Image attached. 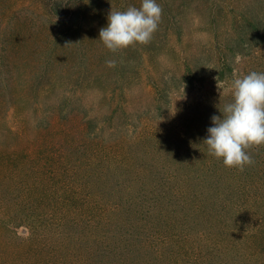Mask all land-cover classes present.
I'll use <instances>...</instances> for the list:
<instances>
[{"label": "rangeland", "instance_id": "1", "mask_svg": "<svg viewBox=\"0 0 264 264\" xmlns=\"http://www.w3.org/2000/svg\"><path fill=\"white\" fill-rule=\"evenodd\" d=\"M157 3L163 14L151 42L112 53L100 29L111 9L141 0H0V209L10 212L0 210V220L11 224L4 223L0 242L16 249L53 242L50 222L69 210L57 204L67 195L62 180H76L75 165L106 167L123 154L139 164L162 162L168 133L179 134L184 124L199 138L232 101L233 80L264 72V0ZM217 48L232 67L217 65ZM44 164L52 183L39 196L34 183ZM64 164L73 169L54 176ZM87 182L98 191L94 177ZM115 191L123 193L116 186L108 196ZM41 220L48 225L37 235Z\"/></svg>", "mask_w": 264, "mask_h": 264}, {"label": "trees", "instance_id": "2", "mask_svg": "<svg viewBox=\"0 0 264 264\" xmlns=\"http://www.w3.org/2000/svg\"><path fill=\"white\" fill-rule=\"evenodd\" d=\"M217 65L222 71L232 67L218 48ZM184 66L188 78L187 61ZM209 127L199 138L184 124L179 134L168 133L162 162L139 164L135 155L129 159L123 154V160L106 167L98 162L75 165L80 168L74 170L76 180H62L68 190L57 205L69 210L54 225L50 222L53 242L34 241L17 249L10 248L14 242H0V264H264V146L249 150L254 163L243 171L228 168L208 154L203 141ZM69 154L73 157V151L66 159ZM47 168L44 164L37 172L39 196L52 183ZM70 169L64 164L53 173L62 178ZM123 171L131 177L115 179ZM4 177L0 170V179ZM87 177L98 182L97 192L87 190ZM116 186L123 193L108 196V188ZM4 223L0 220L1 233L7 230ZM47 225L42 220L34 224V233Z\"/></svg>", "mask_w": 264, "mask_h": 264}, {"label": "clouds", "instance_id": "3", "mask_svg": "<svg viewBox=\"0 0 264 264\" xmlns=\"http://www.w3.org/2000/svg\"><path fill=\"white\" fill-rule=\"evenodd\" d=\"M163 14L157 0H141L139 7L110 11L99 39L112 53L130 46L147 45L158 30ZM115 67L114 60H107ZM232 101L225 104L221 115L211 117L203 141L208 154L221 159L224 166L243 171L254 163L249 150L264 146V72L252 71L231 83Z\"/></svg>", "mask_w": 264, "mask_h": 264}]
</instances>
